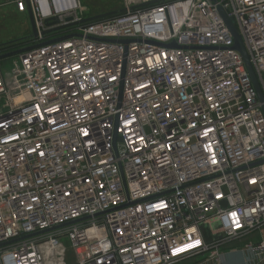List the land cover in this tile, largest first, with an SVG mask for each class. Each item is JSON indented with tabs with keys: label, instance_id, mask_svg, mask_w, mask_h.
<instances>
[{
	"label": "built area",
	"instance_id": "obj_1",
	"mask_svg": "<svg viewBox=\"0 0 264 264\" xmlns=\"http://www.w3.org/2000/svg\"><path fill=\"white\" fill-rule=\"evenodd\" d=\"M150 1L53 42L44 19L79 21L80 2L15 1L38 38L9 75L0 61V264H222L264 230V112L218 11L264 92V0ZM243 250L264 264V237Z\"/></svg>",
	"mask_w": 264,
	"mask_h": 264
},
{
	"label": "water",
	"instance_id": "obj_2",
	"mask_svg": "<svg viewBox=\"0 0 264 264\" xmlns=\"http://www.w3.org/2000/svg\"><path fill=\"white\" fill-rule=\"evenodd\" d=\"M163 1L164 0H152L150 2H146V3L140 4V5L135 6V7H145V6L161 3ZM210 1L214 4L219 3V0H210ZM27 11H28L31 29H32V34H31L30 38L32 37V39H37L38 38V31L36 28V23L34 20L32 8H31L29 3H27ZM218 11H219V14H220L221 18L223 19L225 25L227 26V28L229 29V31L232 34V37L234 40L233 49L241 55V57L244 61V65H245L247 72H248V74L252 80V84H253L256 92H257L258 100L261 103L262 110L264 112V92H263V89L260 85L259 79L255 73V70L252 66V63H251L250 57L248 55V52L246 50L245 44L243 42L242 36H241L237 26H236V22H235L234 18H232L228 15L227 11L222 6L218 7ZM124 12H125V8H121L119 10H113V11L105 12V13L95 15V16H90V17H86V18L83 17L79 21H74V18L71 16L66 17L64 19V22L61 21L59 16L49 17V18L44 19L43 25H44L45 30L43 31V34L49 39L48 42L58 41V40L64 38L61 36V34H63L64 31H66L67 29L73 28V27L78 26L80 24H88V23H92V22L97 21V20L109 18L111 16L122 14ZM77 15L80 18L82 17V15L79 11L77 12ZM74 35H77V34L70 35L69 37L74 36ZM123 42L127 43V41H123ZM33 47H36V44H31V45H28V46H25L23 48L13 50V51L2 52V53H0V61L7 59V58L16 57V56L20 55L21 53H23V52H25V51L33 48ZM165 47L173 48V47H176V44L172 43V44L165 46ZM223 206H225L224 203H223ZM86 219L74 221V222H71V223H68L65 225L54 227L52 229H48L45 231H40V232H37L34 234H30V235L23 237L21 240L31 239V238H34V237H37L40 235H44V234H47V233H50L53 231H57L59 229L68 227L72 224L82 222ZM16 241L17 240H14L10 243H14Z\"/></svg>",
	"mask_w": 264,
	"mask_h": 264
},
{
	"label": "rangeland",
	"instance_id": "obj_3",
	"mask_svg": "<svg viewBox=\"0 0 264 264\" xmlns=\"http://www.w3.org/2000/svg\"><path fill=\"white\" fill-rule=\"evenodd\" d=\"M15 1L16 0H0V50L6 44L13 41H17L19 39L22 42H32L36 40L30 38L32 29L27 9L22 12L20 8L17 7ZM78 1L81 4V13L84 18L124 8V0ZM15 59L16 58L13 57L1 60V65L4 68L6 75L10 74ZM262 237H264V230L258 233H254L249 237L248 240H253V242H257ZM240 241H244L243 243L245 244L247 242V238H242ZM63 243L67 248L66 257L73 258V252L70 250L72 249L70 246V241L64 240Z\"/></svg>",
	"mask_w": 264,
	"mask_h": 264
},
{
	"label": "crops",
	"instance_id": "obj_4",
	"mask_svg": "<svg viewBox=\"0 0 264 264\" xmlns=\"http://www.w3.org/2000/svg\"><path fill=\"white\" fill-rule=\"evenodd\" d=\"M72 29L73 28L67 29V31H71ZM66 32H64V34H66ZM34 43H36V40L32 41L31 44ZM203 229L205 232V237L207 238L208 241L211 242L214 239V237L210 234L208 228L204 227ZM249 237H247V242L245 244L253 242V240H248ZM240 240H234L228 242L219 248V254L221 255L222 264H254V260H255L254 256L243 250V246L245 244L243 243L244 241H240ZM176 264H218V263L210 252L205 255L193 257Z\"/></svg>",
	"mask_w": 264,
	"mask_h": 264
},
{
	"label": "bare ground",
	"instance_id": "obj_5",
	"mask_svg": "<svg viewBox=\"0 0 264 264\" xmlns=\"http://www.w3.org/2000/svg\"><path fill=\"white\" fill-rule=\"evenodd\" d=\"M51 2H54L55 5L57 6L56 11L58 14L59 13L63 14L65 10H67V8L70 11H74L75 8L77 7V0H53V1L51 0ZM51 2H48L47 0H40V4L43 9L44 16H50L51 13L53 12L52 7L54 3ZM64 4H67V6Z\"/></svg>",
	"mask_w": 264,
	"mask_h": 264
},
{
	"label": "trees",
	"instance_id": "obj_6",
	"mask_svg": "<svg viewBox=\"0 0 264 264\" xmlns=\"http://www.w3.org/2000/svg\"><path fill=\"white\" fill-rule=\"evenodd\" d=\"M123 14V13H122ZM122 14H118V15H115V16H111L109 18H105V19H101V20H97V21H94L92 23H97V22H102V21H105V20H108V19H112L114 17H117V16H120ZM32 42L30 41H24L22 42L20 39L17 40V41H13V42H10L8 44H6L5 46H3L0 50V53L2 52H6V51H13V50H17V49H20V48H23L25 46H28V45H31Z\"/></svg>",
	"mask_w": 264,
	"mask_h": 264
}]
</instances>
